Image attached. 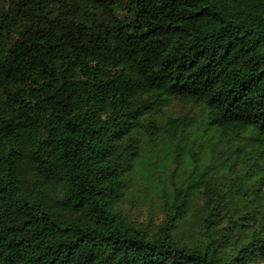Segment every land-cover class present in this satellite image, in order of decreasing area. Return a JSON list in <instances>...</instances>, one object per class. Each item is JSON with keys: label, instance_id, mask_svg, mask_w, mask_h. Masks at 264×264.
<instances>
[{"label": "trees", "instance_id": "trees-1", "mask_svg": "<svg viewBox=\"0 0 264 264\" xmlns=\"http://www.w3.org/2000/svg\"><path fill=\"white\" fill-rule=\"evenodd\" d=\"M264 261V0H0V264Z\"/></svg>", "mask_w": 264, "mask_h": 264}, {"label": "rangeland", "instance_id": "rangeland-1", "mask_svg": "<svg viewBox=\"0 0 264 264\" xmlns=\"http://www.w3.org/2000/svg\"><path fill=\"white\" fill-rule=\"evenodd\" d=\"M258 264H264V261H262V262H260V263H258Z\"/></svg>", "mask_w": 264, "mask_h": 264}]
</instances>
